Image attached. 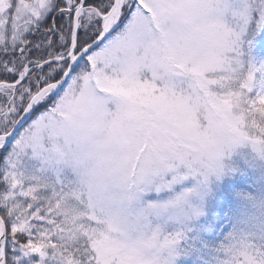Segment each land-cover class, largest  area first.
Wrapping results in <instances>:
<instances>
[{
	"label": "rangeland",
	"instance_id": "rangeland-1",
	"mask_svg": "<svg viewBox=\"0 0 264 264\" xmlns=\"http://www.w3.org/2000/svg\"><path fill=\"white\" fill-rule=\"evenodd\" d=\"M113 6L0 0V74L28 83L0 86V134ZM118 23L0 142V264H264V0H124Z\"/></svg>",
	"mask_w": 264,
	"mask_h": 264
},
{
	"label": "water",
	"instance_id": "water-1",
	"mask_svg": "<svg viewBox=\"0 0 264 264\" xmlns=\"http://www.w3.org/2000/svg\"><path fill=\"white\" fill-rule=\"evenodd\" d=\"M86 0H83L85 2ZM124 4V0H114V6L110 11L109 15L106 16L105 24L101 30V33L98 37L89 45L85 46L82 50H80L77 55H74L77 49V41H78V28H75L74 39L72 43V49L67 59L70 60V64L68 69L63 76V78L57 82L49 84L39 90L30 100L23 114L16 122L13 129L5 135H0V142H5L7 147L12 143V141L17 137L22 128L31 120L34 115L35 110L40 105L42 99L49 95L52 90H61L64 88L72 75L73 71L79 66V64L84 60V58L92 52L94 49L98 48L104 41H106L119 27V16ZM6 243H7V229L4 220L0 215V255L6 251Z\"/></svg>",
	"mask_w": 264,
	"mask_h": 264
},
{
	"label": "trees",
	"instance_id": "trees-1",
	"mask_svg": "<svg viewBox=\"0 0 264 264\" xmlns=\"http://www.w3.org/2000/svg\"><path fill=\"white\" fill-rule=\"evenodd\" d=\"M96 27V26H95ZM57 28H58V26H55V33H54V36H55V38L57 39V38H59L58 36H57ZM87 39H89L88 37H87ZM47 68H49L48 66L46 67V69ZM59 77L60 76H58L57 78H55V80H53V81H56V80H58L59 79ZM44 79V78H43ZM17 80V77H14L13 75H12V73H9V72H3L2 74H0V81L1 82H13V81H16ZM25 85H28V83H27V81H25V82H23V84L22 85H20L19 87H18V90H21V88L23 87V86H25ZM7 209V208H6ZM0 211H1V213H2V215H3V217H4V219L6 220V218H7V216H6V214H5V216H4V212H3V209L1 208V205H0ZM12 255H13V257H14V259H16L19 255H22V254H19V253H12ZM16 262V260H14V263Z\"/></svg>",
	"mask_w": 264,
	"mask_h": 264
}]
</instances>
